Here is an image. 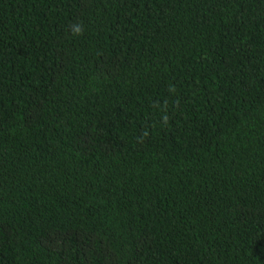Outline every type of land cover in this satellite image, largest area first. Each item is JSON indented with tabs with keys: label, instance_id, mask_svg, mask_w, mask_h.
I'll return each instance as SVG.
<instances>
[{
	"label": "trees",
	"instance_id": "trees-1",
	"mask_svg": "<svg viewBox=\"0 0 264 264\" xmlns=\"http://www.w3.org/2000/svg\"><path fill=\"white\" fill-rule=\"evenodd\" d=\"M0 264H264V0H0Z\"/></svg>",
	"mask_w": 264,
	"mask_h": 264
},
{
	"label": "clouds",
	"instance_id": "clouds-1",
	"mask_svg": "<svg viewBox=\"0 0 264 264\" xmlns=\"http://www.w3.org/2000/svg\"><path fill=\"white\" fill-rule=\"evenodd\" d=\"M74 31L77 33V34H82V30L79 26H77Z\"/></svg>",
	"mask_w": 264,
	"mask_h": 264
}]
</instances>
